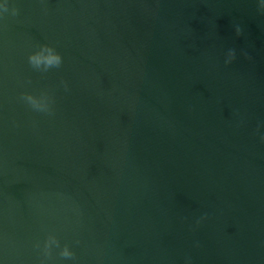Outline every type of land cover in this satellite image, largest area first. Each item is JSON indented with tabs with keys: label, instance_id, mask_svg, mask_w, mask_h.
Returning <instances> with one entry per match:
<instances>
[{
	"label": "water",
	"instance_id": "water-1",
	"mask_svg": "<svg viewBox=\"0 0 264 264\" xmlns=\"http://www.w3.org/2000/svg\"><path fill=\"white\" fill-rule=\"evenodd\" d=\"M4 5L0 264H264L262 0Z\"/></svg>",
	"mask_w": 264,
	"mask_h": 264
},
{
	"label": "clouds",
	"instance_id": "clouds-1",
	"mask_svg": "<svg viewBox=\"0 0 264 264\" xmlns=\"http://www.w3.org/2000/svg\"><path fill=\"white\" fill-rule=\"evenodd\" d=\"M264 2V0H262ZM5 7L4 0H0V8ZM15 14V10H13ZM29 63L34 67H39L41 64L45 68L49 66H56L60 63V56L58 53L54 52L52 48L47 46H41L38 52L32 53L28 56ZM29 104L33 107L43 109L45 107L43 100H37L31 96L25 97ZM54 242V241H53ZM62 255L69 256L71 255L70 251L65 247L62 250Z\"/></svg>",
	"mask_w": 264,
	"mask_h": 264
}]
</instances>
